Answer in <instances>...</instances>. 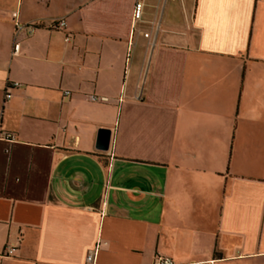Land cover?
I'll use <instances>...</instances> for the list:
<instances>
[{
  "label": "crops",
  "instance_id": "crops-1",
  "mask_svg": "<svg viewBox=\"0 0 264 264\" xmlns=\"http://www.w3.org/2000/svg\"><path fill=\"white\" fill-rule=\"evenodd\" d=\"M142 2L0 0V264H264V0Z\"/></svg>",
  "mask_w": 264,
  "mask_h": 264
},
{
  "label": "built area",
  "instance_id": "built-area-1",
  "mask_svg": "<svg viewBox=\"0 0 264 264\" xmlns=\"http://www.w3.org/2000/svg\"><path fill=\"white\" fill-rule=\"evenodd\" d=\"M142 11H143V2L142 0H135V3H134V6H133V11H132V22L133 23H136L138 21L141 20L142 18ZM64 27L65 26V22L63 19H58L56 21H53L52 22V27ZM37 26L34 25V24H30V25H21L19 23L16 24V31H21V30H27V33L31 34L33 33L35 30H36ZM156 32H157V27H156ZM155 32V33H156ZM145 38H149V34H144L143 35ZM67 41V39H66ZM154 43V38L152 39L151 41V45H153ZM16 51V49H14ZM12 86L16 87L18 86L17 83H14ZM66 95L68 93H65ZM11 96L9 94H6L5 95V98L6 99H9ZM90 100L92 102H101V103H105L107 102V99L104 98V97H97V96H91L90 97ZM4 139H7V140H11L12 139V136L9 135V134H3L2 135ZM6 252H7V255H11L13 252H14V249L13 248H10L8 247L6 249ZM93 258H94V252L93 253H90L87 257V261L91 262L93 261ZM156 264H173L169 259H163V260H160L158 261Z\"/></svg>",
  "mask_w": 264,
  "mask_h": 264
},
{
  "label": "water",
  "instance_id": "water-1",
  "mask_svg": "<svg viewBox=\"0 0 264 264\" xmlns=\"http://www.w3.org/2000/svg\"><path fill=\"white\" fill-rule=\"evenodd\" d=\"M110 140V131L102 130L100 132L99 140H98V149L102 151H106L108 149Z\"/></svg>",
  "mask_w": 264,
  "mask_h": 264
}]
</instances>
